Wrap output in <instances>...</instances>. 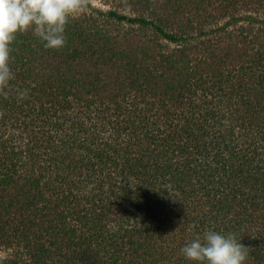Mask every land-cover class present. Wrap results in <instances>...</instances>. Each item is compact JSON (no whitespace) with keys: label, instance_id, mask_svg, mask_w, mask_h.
<instances>
[{"label":"trees","instance_id":"16d2710c","mask_svg":"<svg viewBox=\"0 0 264 264\" xmlns=\"http://www.w3.org/2000/svg\"><path fill=\"white\" fill-rule=\"evenodd\" d=\"M106 2L11 45L0 264H193L207 229L264 264V0Z\"/></svg>","mask_w":264,"mask_h":264},{"label":"clouds","instance_id":"9594fccd","mask_svg":"<svg viewBox=\"0 0 264 264\" xmlns=\"http://www.w3.org/2000/svg\"><path fill=\"white\" fill-rule=\"evenodd\" d=\"M81 7L82 0H0V95L7 96L10 81L15 79L10 53L16 34L31 29L45 48H62L65 25ZM26 94L27 90L19 91L17 98L23 100ZM180 252L193 264H245L248 247L234 233L207 229L195 232Z\"/></svg>","mask_w":264,"mask_h":264},{"label":"rangeland","instance_id":"374dc122","mask_svg":"<svg viewBox=\"0 0 264 264\" xmlns=\"http://www.w3.org/2000/svg\"><path fill=\"white\" fill-rule=\"evenodd\" d=\"M89 4L90 6L106 11L110 8V5L107 4L106 0H82V7L80 11L85 7V5ZM79 12V11H78ZM8 256V252L0 251V258L4 259Z\"/></svg>","mask_w":264,"mask_h":264}]
</instances>
